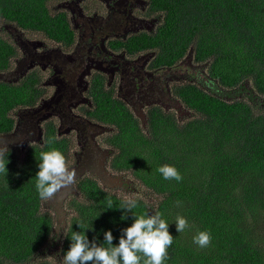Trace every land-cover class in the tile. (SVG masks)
<instances>
[{
    "label": "trees",
    "instance_id": "trees-1",
    "mask_svg": "<svg viewBox=\"0 0 264 264\" xmlns=\"http://www.w3.org/2000/svg\"><path fill=\"white\" fill-rule=\"evenodd\" d=\"M46 2L0 0V24L65 41L67 26L48 16ZM161 8L166 17L152 43L161 50L160 61L175 63L191 47L193 61L207 65L211 89L196 82L174 89L191 113L183 123L155 110L142 130L110 98L111 107L102 106L100 112L103 122L117 128L107 136L114 148L110 168L130 175L159 201L152 206L133 198L137 207L125 212L119 208L123 198L83 177L77 183L80 197L67 203L70 216L56 232L54 217L42 209L44 200L35 187L39 153L47 150L22 155L6 147L7 172H0V264H52L41 256L49 247H57L62 260L73 231L108 247L104 232L110 230L115 246L121 230L133 223V214L156 212L174 238L164 264H264V0H169ZM14 53L0 37V73L8 70ZM28 79L32 77L17 85L0 81V135L13 128L12 110L37 100ZM247 83L254 96H242ZM47 146L55 148V143ZM59 151L66 155L62 146ZM164 164L174 166L183 179L165 180L157 171ZM177 216L189 225L180 233ZM200 231L211 234L207 247L193 243Z\"/></svg>",
    "mask_w": 264,
    "mask_h": 264
},
{
    "label": "flooded vegetation",
    "instance_id": "flooded-vegetation-1",
    "mask_svg": "<svg viewBox=\"0 0 264 264\" xmlns=\"http://www.w3.org/2000/svg\"><path fill=\"white\" fill-rule=\"evenodd\" d=\"M167 1L47 0L48 16L67 26L65 41L1 23L5 33L0 37L15 53L8 70L0 73V81L17 85L23 77L31 76L28 81L37 100L9 113L13 128L0 135V151L11 147L23 155L30 149L50 150L45 141L51 137L55 149L65 148L76 179L46 201L56 216V227L70 214L67 203L79 196L77 183L83 177L110 192L109 186L127 183L124 176L128 174L109 166L114 148L107 136L117 128L103 122L100 113L102 106L111 107L109 98L130 112L145 130L148 114L155 110L176 120L182 118L187 110L174 93L178 85L196 82L206 90L212 87L209 79L202 81L187 73L198 64L193 61L191 47L179 61L167 65L160 61L159 46H152L166 17L167 10L161 6ZM198 65L200 73L205 64Z\"/></svg>",
    "mask_w": 264,
    "mask_h": 264
},
{
    "label": "clouds",
    "instance_id": "clouds-1",
    "mask_svg": "<svg viewBox=\"0 0 264 264\" xmlns=\"http://www.w3.org/2000/svg\"><path fill=\"white\" fill-rule=\"evenodd\" d=\"M54 137L45 141V146L54 142ZM39 171L36 173V191L41 200L49 201L62 189L72 186L76 179V172L70 169L64 154L52 148L39 153ZM3 152L0 151V172L6 174V164ZM157 171L165 180L180 182L183 177L179 171L171 165L164 164ZM179 203V202H178ZM113 201L108 199V208H112ZM137 207V201L127 199L123 201L120 209L132 212ZM133 223L122 229L118 245H113L114 237L110 230L104 232V243L98 245L89 241L83 231L72 232L69 249L64 253L59 264H164L168 259V248L174 242L173 236L168 230L169 224L159 212L154 215L147 213L134 215ZM125 217L122 216V219ZM79 228H84V223H78ZM177 232H183L189 227L188 221L183 216H177ZM89 229V228H87ZM193 243L204 248L211 243V234L200 231L193 237Z\"/></svg>",
    "mask_w": 264,
    "mask_h": 264
},
{
    "label": "rangeland",
    "instance_id": "rangeland-1",
    "mask_svg": "<svg viewBox=\"0 0 264 264\" xmlns=\"http://www.w3.org/2000/svg\"><path fill=\"white\" fill-rule=\"evenodd\" d=\"M4 33H5V31H3V29H2V24H0V34H4ZM193 66L195 69H189L187 71V73L190 76H193L195 79H202V81L208 80V75L206 73L207 65H203L200 73L197 72L199 65L193 64ZM182 72H184L183 69H182ZM1 78L2 77H0V80H1ZM245 87H246V91H244V90L241 91L243 97L255 95L254 91L252 90L251 84L247 83ZM240 97H241V95H240ZM183 112L184 113L182 114V118H179L180 123H183L184 121L189 120L191 118V113L189 111H183ZM112 176H114V174H112ZM124 179L127 180V184L129 185V187L127 188L125 185H123V183L121 185H118V186H109L110 187L109 189L111 190L112 193L116 194L120 198H123L124 200L130 199V198L131 199L139 198V199H142L143 201H145L148 205H152V206L155 205V203H157L159 201L160 198L158 196L151 194V192H149L148 190H145L141 185L137 184L132 179V177L130 175L124 176ZM58 200L59 199H55V202H57ZM42 209H44L45 211H49L55 219V217H56L55 214L50 211L49 207L46 206L45 200L42 202ZM65 209L66 208H64V210ZM69 216H70V214L66 215L64 224L61 223L57 227L55 224L54 225L55 229L56 230L58 229V231H60V228H63L64 225L66 224V221H67ZM58 231H56V232H58ZM41 256H44V258L51 261L52 264H59V262L61 261L60 256L58 255V248L57 247L46 248L44 250V253Z\"/></svg>",
    "mask_w": 264,
    "mask_h": 264
},
{
    "label": "water",
    "instance_id": "water-1",
    "mask_svg": "<svg viewBox=\"0 0 264 264\" xmlns=\"http://www.w3.org/2000/svg\"><path fill=\"white\" fill-rule=\"evenodd\" d=\"M0 77H2V75L0 74ZM144 123V122H143ZM83 171H84V169H82V171H81V173L78 175L79 177L82 175V173H83ZM116 179V178H115ZM114 179V180H115ZM62 189H64V188H62ZM56 214H58V213H56ZM60 221V219H58V222ZM59 225H60V223H58Z\"/></svg>",
    "mask_w": 264,
    "mask_h": 264
}]
</instances>
